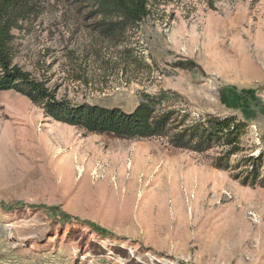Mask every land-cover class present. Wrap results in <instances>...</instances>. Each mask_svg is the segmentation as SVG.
<instances>
[{
    "label": "rangeland",
    "instance_id": "374dc122",
    "mask_svg": "<svg viewBox=\"0 0 264 264\" xmlns=\"http://www.w3.org/2000/svg\"><path fill=\"white\" fill-rule=\"evenodd\" d=\"M97 20L80 0H37L12 65L73 107L131 113L166 94L186 123H244L239 151L88 133L0 92V264H264V0L151 3L119 42Z\"/></svg>",
    "mask_w": 264,
    "mask_h": 264
},
{
    "label": "trees",
    "instance_id": "16d2710c",
    "mask_svg": "<svg viewBox=\"0 0 264 264\" xmlns=\"http://www.w3.org/2000/svg\"><path fill=\"white\" fill-rule=\"evenodd\" d=\"M36 1L0 0V92L14 91L22 94L32 103L42 105L45 115L53 121L81 128L88 133H110L125 139L168 137L173 148L197 151L218 144L229 148L227 156L239 151L238 141L244 132V123L233 119L186 123V116L163 105L167 100L166 94L151 96L141 93L138 104L131 113H125L118 108L73 107L57 101L41 83L12 65V32L29 17ZM80 1L90 6L91 14L98 18L93 29L101 37L119 42L128 29L138 26L147 17L151 3L163 0ZM176 66L186 71L200 70L193 61H179ZM260 161V156L256 159H244L243 165L251 169L247 179L257 178L258 168L255 167Z\"/></svg>",
    "mask_w": 264,
    "mask_h": 264
}]
</instances>
